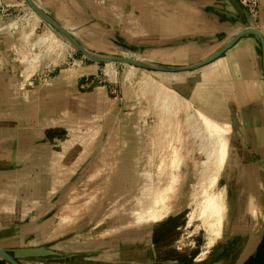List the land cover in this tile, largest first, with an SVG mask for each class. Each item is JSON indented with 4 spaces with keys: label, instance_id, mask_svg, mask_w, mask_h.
Listing matches in <instances>:
<instances>
[{
    "label": "rangeland",
    "instance_id": "1",
    "mask_svg": "<svg viewBox=\"0 0 264 264\" xmlns=\"http://www.w3.org/2000/svg\"><path fill=\"white\" fill-rule=\"evenodd\" d=\"M261 2L259 0L256 19L246 14L252 25L259 23ZM7 4L14 7L0 18V24L6 22L0 26V32L19 30L28 36L32 56L23 65L27 72L23 73L26 80L42 82L44 87L55 77L69 81L76 110L65 122V130L50 142L53 155L47 158V164H33V168L26 170L27 180L13 178L0 184V248H12L10 246L19 244V239L12 240L10 237L18 234L16 226L43 215L39 221L46 222V227L40 233L31 234L22 245L36 247L46 243L44 246L71 253L73 258L70 260H75L73 264H100V260L104 259L111 260L113 264H175L166 262L164 257L179 256L178 249L186 250L192 240L196 241L193 250L199 255L195 261L186 259L185 264L240 262L238 259L244 250L237 249V244L227 242L223 250L220 248V241L226 236L229 216V202L222 200L224 175L221 172L215 184L209 190H203L199 185L200 170L193 168L204 158L196 146L202 136L191 135L198 125L197 116H206L218 125L223 123L211 119L181 93L180 87L186 86L177 84H182L177 75L87 60L74 52L23 0ZM109 17L113 16L109 14ZM110 27L115 30L122 28L123 33L122 25L110 24ZM48 36L53 37L50 38L52 42L47 39ZM98 38L96 35L94 39ZM255 40L259 46V41ZM119 51H115L114 55H118ZM135 57L153 61L159 59L153 56ZM176 76L178 78L175 79ZM34 89L28 87L26 96L20 89L16 93L12 88L7 89L8 103L4 114L10 118L4 121L7 129L13 127L14 120L11 118L21 103V115L28 116L29 96H35ZM167 93L172 94V102L163 100ZM79 109H82L80 113ZM162 116L166 118H161L164 123L161 126L167 124L175 131L171 143L174 147H168L170 151L167 152L170 155L174 150V166L172 169L168 166L158 177L160 155L155 150L158 148L156 140L159 139L157 132ZM23 121L29 123V120ZM180 130L182 133L189 132L192 141L188 140V148L192 149L183 151L176 146L179 141L186 142ZM228 137L229 133L227 147ZM15 140L6 137L0 140V144L12 146ZM21 140L32 141L33 138L23 137ZM13 154L6 153L10 158ZM68 159L73 160L69 162ZM159 178L162 182L157 186ZM161 186L168 191L162 193L159 190ZM172 189L173 194L170 193ZM25 194L40 199L32 201ZM207 194L220 195L221 210L218 221L215 220L217 223L208 217V211H200V205H197ZM225 196L227 198V194ZM154 203V213L165 206L162 215L150 223L139 221L140 214ZM19 210H23L21 216H17ZM167 218L176 219L179 228L169 242L170 247L161 252L162 258H157L158 254H155V261L150 263L132 259L133 254L141 259L149 256L144 245L147 244L150 229ZM207 219L211 220L209 225ZM191 245L193 247V243ZM67 261L50 263L69 264ZM31 262L24 261L22 264H50ZM0 264L6 263L0 261Z\"/></svg>",
    "mask_w": 264,
    "mask_h": 264
},
{
    "label": "crops",
    "instance_id": "2",
    "mask_svg": "<svg viewBox=\"0 0 264 264\" xmlns=\"http://www.w3.org/2000/svg\"><path fill=\"white\" fill-rule=\"evenodd\" d=\"M34 1L86 49L111 55L120 50L118 55L134 58L153 56L159 58L158 61L142 60L164 66L180 67L201 62L218 52L246 26L255 27L264 37V0L260 6L259 23L254 25L248 21L244 10L239 16L227 0ZM110 24L124 26L123 33L122 28L115 30ZM96 35L98 39H94ZM28 41V36L19 30L0 32V140L6 137L17 139L12 146L0 144V184L13 178L27 180L26 170L33 168V164H47V158L53 155L50 142L65 130V122L76 110L69 81L55 77L44 87L42 82L26 80L23 65L32 56ZM161 74L177 75L179 78L176 76L175 79L182 83L177 84L186 86L180 87L181 93L189 101L211 119L230 127L227 157L221 171L225 183L222 200L229 202V216L220 248L223 250L227 242L237 244V249L244 250L237 264H247L264 249V79L260 45H256L255 37L245 36L208 64L189 71ZM28 87L35 88V96H29L31 108L28 116L21 115L20 102L21 106L11 118L13 127L7 129L4 122L10 119L4 115L8 103L7 89H14V93L20 89L26 96ZM81 111L79 109L78 113ZM180 132L186 137L187 145L179 141L176 146L183 151L192 149L188 148V140L192 141L189 132ZM23 137H32L33 140H21ZM7 152L14 154L10 158ZM25 196L32 201L40 199L34 195ZM22 214L23 210H19L17 216ZM41 216L16 226L18 234L10 237L19 239L20 243L7 249L25 247L22 244L31 234L40 233L46 227V222L39 221ZM178 228L177 220L170 218L151 227L144 245L149 256L141 259L132 253V259L152 262L155 254L162 258L161 252L170 247L169 242ZM195 242L188 243L190 248L185 247L186 250L178 249L179 256L164 257L163 260L175 264H185L186 259L195 261L199 255L193 250ZM67 262L73 264L75 260ZM100 262L113 264L106 259Z\"/></svg>",
    "mask_w": 264,
    "mask_h": 264
},
{
    "label": "bare ground",
    "instance_id": "3",
    "mask_svg": "<svg viewBox=\"0 0 264 264\" xmlns=\"http://www.w3.org/2000/svg\"><path fill=\"white\" fill-rule=\"evenodd\" d=\"M50 38H53V37H49L47 39L52 42ZM125 65H128V64H125ZM129 66H132V65H129ZM163 100L172 102L173 100L172 94L171 93L165 94ZM198 116L196 118L198 125L197 127L193 128L191 135L202 136L200 140H198L199 143H196V146L198 145L197 151L202 152L204 154V158L200 164L195 163L193 168H195L198 171L200 170V180H199L200 187L204 188L203 190H209L210 189L209 187L214 185L215 182L218 180V177L224 166L225 158L227 155V135L229 133V128H228L229 126H227V124L218 125L203 115L202 116L198 115ZM161 118L165 120L166 116H162L159 118L160 126L164 124L163 122L160 121ZM157 134L159 135L158 136L159 139L156 140L157 141L156 147L158 148L155 150V152H159L158 154L160 155L159 168H158V177H160L161 174L165 171V169L168 166H170V168L174 166V164L172 163L174 150H172L173 153L170 155H167V152L170 151L168 150V147L171 149H173L174 147V145L171 143L174 141L175 131L169 125L166 124V126L160 127ZM161 182L162 180L159 178L156 185L159 186ZM174 183H177V179H174ZM159 190L162 193H166V191H168V188L165 189L164 186H161L159 187ZM170 193L173 194L174 190L173 189L170 190ZM219 198H220L219 194L218 195L216 194L214 196H210L207 194V195H204L201 201L198 202L197 204V205H200V211H208V217L213 221L217 220V217L219 219V216H220L219 213L221 210V203L218 201ZM154 207H155V203L153 206L150 207L149 210H146L145 212L141 213L139 221H147L148 223L152 221H156L155 219L159 218L162 215L161 211H164L165 206L162 207V209H160V211L156 213H154V210H153ZM211 220L209 221L207 219L206 223L208 222V225H209V223H211Z\"/></svg>",
    "mask_w": 264,
    "mask_h": 264
},
{
    "label": "water",
    "instance_id": "4",
    "mask_svg": "<svg viewBox=\"0 0 264 264\" xmlns=\"http://www.w3.org/2000/svg\"><path fill=\"white\" fill-rule=\"evenodd\" d=\"M28 7L51 29L57 32L73 49L74 52L81 54L85 59L96 63H119L128 64L144 70H150L153 72L163 73H177L193 70L208 64L221 55H223L228 49H230L240 38L245 36L255 37L260 44L262 74L264 79V37L261 32L255 27L246 26L240 32H238L227 44H225L218 52L209 58L189 66H164L155 63H151L142 59L134 57H126L121 55L111 54H98L86 49L82 46L75 37L61 24H59L53 17H51L43 8H41L34 0H23ZM233 7L235 12L241 16L243 9L236 0H227ZM73 258V255L69 252H63L56 250L50 246H36V247H21L13 249L0 248V261L6 264H22V261H41V262H57L66 261Z\"/></svg>",
    "mask_w": 264,
    "mask_h": 264
},
{
    "label": "built area",
    "instance_id": "5",
    "mask_svg": "<svg viewBox=\"0 0 264 264\" xmlns=\"http://www.w3.org/2000/svg\"><path fill=\"white\" fill-rule=\"evenodd\" d=\"M244 12L253 19L257 18L259 0H236ZM14 7L13 5L7 4L4 0H0V18L7 15V12ZM83 87V84L81 85Z\"/></svg>",
    "mask_w": 264,
    "mask_h": 264
},
{
    "label": "flooded vegetation",
    "instance_id": "6",
    "mask_svg": "<svg viewBox=\"0 0 264 264\" xmlns=\"http://www.w3.org/2000/svg\"><path fill=\"white\" fill-rule=\"evenodd\" d=\"M251 261H249V263L247 264H263L264 261V249L263 250H259L258 254L254 257L250 259Z\"/></svg>",
    "mask_w": 264,
    "mask_h": 264
}]
</instances>
